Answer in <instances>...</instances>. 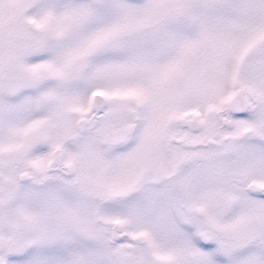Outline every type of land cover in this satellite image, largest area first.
<instances>
[{
    "label": "snow or ice",
    "instance_id": "snow-or-ice-1",
    "mask_svg": "<svg viewBox=\"0 0 264 264\" xmlns=\"http://www.w3.org/2000/svg\"><path fill=\"white\" fill-rule=\"evenodd\" d=\"M0 264H264V0H0Z\"/></svg>",
    "mask_w": 264,
    "mask_h": 264
}]
</instances>
